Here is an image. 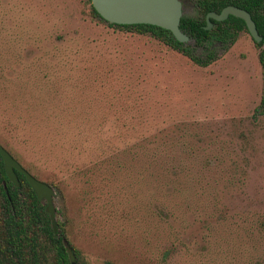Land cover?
Masks as SVG:
<instances>
[{"label": "rangeland", "instance_id": "rangeland-1", "mask_svg": "<svg viewBox=\"0 0 264 264\" xmlns=\"http://www.w3.org/2000/svg\"><path fill=\"white\" fill-rule=\"evenodd\" d=\"M259 53L243 32L203 68L88 0H0V142L87 264H264Z\"/></svg>", "mask_w": 264, "mask_h": 264}, {"label": "trees", "instance_id": "trees-1", "mask_svg": "<svg viewBox=\"0 0 264 264\" xmlns=\"http://www.w3.org/2000/svg\"><path fill=\"white\" fill-rule=\"evenodd\" d=\"M88 2L95 19L113 28L151 35L203 68L219 60L238 41L241 33H249L246 22L234 15L221 22L211 19L212 28L207 29V15L221 13L231 5L244 9L252 15L263 38L257 46L264 72V0H182L184 16L180 28L190 37L191 43H181L171 31L153 25L112 24L96 11L92 0ZM192 7L194 11L190 12ZM2 145L27 171L41 180L31 163H23L13 147ZM16 173L19 185L8 178L0 154V264H87L82 249L73 240L68 217L65 216L64 221L58 220L55 232L47 202L38 199L22 173ZM47 184L54 188L53 184ZM55 186L64 194L61 184Z\"/></svg>", "mask_w": 264, "mask_h": 264}, {"label": "water", "instance_id": "water-1", "mask_svg": "<svg viewBox=\"0 0 264 264\" xmlns=\"http://www.w3.org/2000/svg\"><path fill=\"white\" fill-rule=\"evenodd\" d=\"M96 11L108 22L118 25H153L171 31L181 43H191L190 37L181 28L184 16L182 0H92ZM230 15L243 19L249 33L256 43L262 41L252 15L241 8L227 6L221 13L210 12L207 15V29L212 28L211 19L225 21ZM0 154L5 163L8 178L19 185L16 171L22 173L35 191L39 200L47 202V211L51 216L53 227L57 232L56 208L54 203L55 189L46 182L37 179L0 143Z\"/></svg>", "mask_w": 264, "mask_h": 264}]
</instances>
